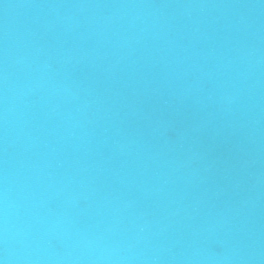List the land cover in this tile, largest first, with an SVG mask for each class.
Listing matches in <instances>:
<instances>
[{
  "label": "water",
  "instance_id": "1",
  "mask_svg": "<svg viewBox=\"0 0 264 264\" xmlns=\"http://www.w3.org/2000/svg\"><path fill=\"white\" fill-rule=\"evenodd\" d=\"M0 264H264V0H0Z\"/></svg>",
  "mask_w": 264,
  "mask_h": 264
}]
</instances>
